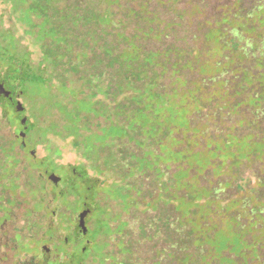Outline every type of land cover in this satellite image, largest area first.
<instances>
[{
	"label": "trees",
	"instance_id": "trees-1",
	"mask_svg": "<svg viewBox=\"0 0 264 264\" xmlns=\"http://www.w3.org/2000/svg\"><path fill=\"white\" fill-rule=\"evenodd\" d=\"M140 1L0 0V205L31 207L6 234L23 252L56 238L29 219L68 189L90 209L87 264H264V0L223 5L197 44L157 11L181 18L180 0ZM68 140L81 162L60 166ZM58 168L66 189L43 178Z\"/></svg>",
	"mask_w": 264,
	"mask_h": 264
},
{
	"label": "rangeland",
	"instance_id": "rangeland-1",
	"mask_svg": "<svg viewBox=\"0 0 264 264\" xmlns=\"http://www.w3.org/2000/svg\"><path fill=\"white\" fill-rule=\"evenodd\" d=\"M164 1L166 2L167 0H164ZM233 1L234 0H225V1H222V0H180L177 5V10L182 14L181 18L176 16V14L174 13V10L171 12V14H168L166 9L162 5L159 6L157 11H160L163 17H168V16L169 17L171 16L172 18L175 17L174 21L181 25V27L178 28V36L188 38L192 41V43L197 44L199 42L195 41V38L193 37L198 36L201 33L205 21L206 20L214 21L215 18L219 17L222 14L223 5L232 4ZM140 2H141L140 0H127V1L122 0L123 6H125L126 8L128 7V8H134V9L139 8ZM158 3H159L158 0H148V5H150L152 9L157 8ZM253 15L254 16H251L250 22L256 23L254 21H259V18L256 16L257 14H253ZM237 19L238 21L240 20L239 17ZM238 21L236 20L235 25L239 23ZM242 21H246V20L242 19ZM24 43L30 44L28 40H25ZM32 49L35 50V47H32ZM34 58L35 59L38 58V55L36 53H34ZM1 111L2 109L0 108V113ZM8 131L9 130H6V128H4L1 133H3V135L6 136L9 134ZM61 145L63 148V153L61 157L56 159V162L60 166L61 165H72V166L78 165L79 162H81V156L78 154V152L72 149L70 145V140L61 142ZM29 151L35 152L34 156L37 159H40L45 155V152L43 150V145H38L34 149L29 148ZM54 174H56L58 177L62 179V183H60L58 186H55L48 179V175L43 178L47 180L54 187H61L60 189L62 188L66 189V185H68L67 170H64V168H58L56 169ZM2 189L9 190V192L12 195H15L14 191L17 188L14 186L13 183L6 182ZM66 190H67L65 191L66 195L62 196L60 199L58 198L49 199V207H48L49 213L47 212L46 209H43L42 207H40L41 206L40 204H38L37 202L34 203L32 205V209L35 213L45 211L48 213V215H47V218H44L43 220H41V217L38 216L36 219L40 218L39 221H35V219H31V220L29 219L30 226H34L37 229L38 228L41 229L42 232H46L45 231L46 229L44 227L50 224L51 226H54L57 230L56 238H59L61 240L66 237L70 239H75L77 236L76 230L78 229L79 214H81V211L83 210L82 209L83 206H81L82 202L78 199V196L76 193H73V192L70 193L68 189ZM50 191H52V189ZM69 195H72V196H70L68 199ZM24 196H25L24 194H20V197H24ZM73 196L75 198H73ZM2 205H5V206H2ZM15 205L17 208L13 209L14 220L7 225L5 224V232L7 234H12L11 231H13L15 228H18L19 230H21L31 210L29 203L26 201H20L17 203L15 201H7L6 203H2L0 205V210L6 212L10 208L11 209L14 208ZM100 212H101V209L94 211L92 215L90 216V219L94 220L95 225H96V222H99L98 214ZM87 217H89V215ZM108 219L113 222L112 217L111 218L108 217ZM55 228H54V231H55ZM46 233L47 235L49 234V232H46ZM90 235H91L90 238H93V233H91ZM25 238L27 240L26 244L33 243V238H31L30 235H26ZM12 240H14V242H16L19 245L18 249L15 250L16 251L15 253H17L16 257L17 256L19 257L16 259V261L13 264H30L31 252L28 251L29 255L24 257L23 251L25 250L24 249L25 247L21 245V241L17 234L11 235V236L7 235V237L4 236L2 238L3 246L0 245V255L2 256L6 253L7 246L14 247L12 245ZM34 241H37V239ZM37 243L38 244L36 245H31V248H36L39 246L41 248V251L40 252L38 251V253H41L42 251L47 250V249L53 250V248L56 246V245H51L50 243H47V241H45L44 243H42L41 241H38ZM79 247H82V245H80ZM61 251L62 249L60 248L59 250H57V253L59 254V252Z\"/></svg>",
	"mask_w": 264,
	"mask_h": 264
},
{
	"label": "flooded vegetation",
	"instance_id": "flooded-vegetation-1",
	"mask_svg": "<svg viewBox=\"0 0 264 264\" xmlns=\"http://www.w3.org/2000/svg\"><path fill=\"white\" fill-rule=\"evenodd\" d=\"M58 185H55V186H58ZM82 209L83 210L88 209V206L86 203L84 204V207ZM85 221H86V226L88 228L87 233L84 234L78 225V229L76 230V233H77L76 238L70 242L66 240V243H67L66 245L63 243L64 241H62L61 239L54 238L50 241H47V243H50L51 245H56L53 248V250L47 249V250L42 251L41 253H38V251L39 252L41 251V248L39 246L36 248L30 249L29 250L31 252L30 264H87L86 260L83 259L79 255L80 251L85 252L86 248H88L92 242L90 238V234H89L90 228L88 225V217H86ZM78 224H79V219H78ZM80 245H82V247H79ZM60 248L62 249V251L59 252L58 254L57 250H59ZM13 250L14 249L12 247H9V246L7 247L6 253L0 257V264H13L16 261V259L19 256L16 257V253ZM23 254H24V257H26L27 255H29V252H23Z\"/></svg>",
	"mask_w": 264,
	"mask_h": 264
},
{
	"label": "water",
	"instance_id": "water-1",
	"mask_svg": "<svg viewBox=\"0 0 264 264\" xmlns=\"http://www.w3.org/2000/svg\"><path fill=\"white\" fill-rule=\"evenodd\" d=\"M0 94L4 95V96H10V92L7 91L5 89V86L3 84H0ZM32 155H35V152H31ZM48 179L53 182L55 185H58L59 182L61 181V178L58 177L56 174L51 173L48 176ZM90 209H85L83 211H81V214H79V228L81 229V231H83V233H87L88 228L86 226V217L89 215Z\"/></svg>",
	"mask_w": 264,
	"mask_h": 264
}]
</instances>
